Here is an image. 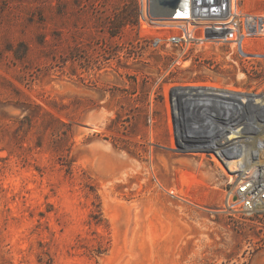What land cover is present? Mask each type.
Segmentation results:
<instances>
[{"label":"rangeland","instance_id":"obj_1","mask_svg":"<svg viewBox=\"0 0 264 264\" xmlns=\"http://www.w3.org/2000/svg\"><path fill=\"white\" fill-rule=\"evenodd\" d=\"M140 1L0 0V264H264V213L221 208L172 107L178 86L262 100L264 57L157 41Z\"/></svg>","mask_w":264,"mask_h":264},{"label":"built area","instance_id":"obj_2","mask_svg":"<svg viewBox=\"0 0 264 264\" xmlns=\"http://www.w3.org/2000/svg\"><path fill=\"white\" fill-rule=\"evenodd\" d=\"M140 2L143 24L164 30L157 41L179 44L185 51L199 44L217 49L229 45L227 57H264L243 48L245 40L264 37V12L245 9L239 0H177L172 6L159 0ZM251 102L212 116L217 126L203 133L201 153L227 175L221 208L254 215L264 213V97Z\"/></svg>","mask_w":264,"mask_h":264},{"label":"bare ground","instance_id":"obj_3","mask_svg":"<svg viewBox=\"0 0 264 264\" xmlns=\"http://www.w3.org/2000/svg\"><path fill=\"white\" fill-rule=\"evenodd\" d=\"M172 96V107H175V111L179 115V120L176 121V130L179 137L182 138V142H180L182 145H199L203 143V128L208 129L209 127H213L207 130L212 131L217 126V120L212 118L213 115L217 113L219 115L221 112L226 114L242 108L244 106L242 99H246L247 101L257 100V97L241 94L234 90H222L217 87L204 86H178L173 90ZM231 99H241V102ZM196 111L199 114L203 112L205 117L190 120L189 113ZM207 115L210 116L208 119ZM210 123L212 126L209 125Z\"/></svg>","mask_w":264,"mask_h":264},{"label":"water","instance_id":"obj_4","mask_svg":"<svg viewBox=\"0 0 264 264\" xmlns=\"http://www.w3.org/2000/svg\"><path fill=\"white\" fill-rule=\"evenodd\" d=\"M159 1L162 6H166V4H169L170 6H172V5H175V3L177 2V0H159Z\"/></svg>","mask_w":264,"mask_h":264}]
</instances>
